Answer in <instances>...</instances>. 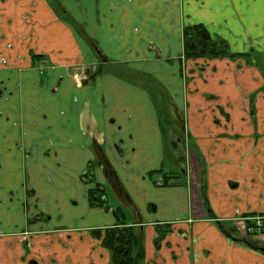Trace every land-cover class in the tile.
Instances as JSON below:
<instances>
[{"label": "crops", "instance_id": "crops-1", "mask_svg": "<svg viewBox=\"0 0 264 264\" xmlns=\"http://www.w3.org/2000/svg\"><path fill=\"white\" fill-rule=\"evenodd\" d=\"M55 1L58 6L51 0H0V61H6L0 62V87L14 92L10 111L0 107L1 121L7 113L9 125L3 123L11 128L0 138L1 161L5 170L16 154L19 169L26 151L25 225L28 232H39L28 238L29 260L110 264L102 243L116 217L112 209L90 206L87 191L95 184L82 182L89 165L104 160L132 202L127 224L142 226L146 264H264V255L228 238L215 222L264 214V140L258 147L247 141L245 150L229 138L203 142L207 193L191 181L196 176L201 181L200 159L192 161L196 175L186 170V181L176 183L164 169L160 102L149 89L152 83L140 82L154 78L183 105L182 73L194 62L183 59V31L192 25H204L214 40L246 61L264 60V0ZM89 67L90 79L78 85L74 72L83 74ZM209 148L217 156L209 157ZM241 153L247 155L244 162L238 160ZM154 173L160 181L152 180ZM94 179L108 187L104 166L95 167ZM242 184L245 191L254 190L252 196L233 195L231 190ZM42 214L51 216L49 223L29 224ZM158 225L173 230L160 248ZM0 226V234L13 235L0 237V264H20L15 222Z\"/></svg>", "mask_w": 264, "mask_h": 264}, {"label": "rangeland", "instance_id": "rangeland-1", "mask_svg": "<svg viewBox=\"0 0 264 264\" xmlns=\"http://www.w3.org/2000/svg\"><path fill=\"white\" fill-rule=\"evenodd\" d=\"M51 2L58 6L55 0H51ZM68 21L70 20L68 19ZM74 27L78 29L77 25ZM191 61H194L191 63V67H186L182 73L184 84L182 83L180 86L183 91V105L178 106L173 96L166 90V93L156 95L158 97L156 99L158 104L160 102L158 112L161 118L159 119L162 121V128L166 135V168L164 169L172 173V179L176 183H181L186 181V170H189L192 175H196L192 161L200 159L197 164L200 163L201 165V183L196 179L197 176L191 181L193 183L195 181L196 184L198 182L200 193L203 195L208 191L206 179L209 173V160L201 151V146H205L203 142L209 144L215 139L229 138L239 144V149L247 141L253 140L257 146L259 141L264 140V138L262 139L264 136H259V132L264 130V60L262 57H252V62L242 58ZM127 75L133 77L134 74L127 73ZM145 80L142 78L141 84H151ZM214 88H219V90L214 91ZM166 95L168 97H165ZM229 97H232L231 100H225ZM198 98H202L204 102L201 103L202 100L198 102ZM234 114H238V119L232 120ZM211 115H213L212 118ZM220 125L222 128L226 127V133H221L224 132L222 128L219 129L218 133L216 132V128L218 129ZM252 131L254 137L251 135ZM212 148H209L207 152L209 157L214 153ZM245 148L246 146L242 149L245 150ZM213 155L217 156L215 153ZM246 156L245 153H241L237 157L238 160L244 162ZM228 171L235 173L231 168ZM152 177L154 182L161 179V176L156 173ZM242 185L243 190L242 188L240 190L237 188L235 191L231 190L234 193L232 194L235 197H240V195L252 196L254 190L247 192L244 190L246 186ZM107 195L109 205L125 208L124 213L126 212L127 221L132 220L131 213L127 211L128 206L124 203V205L121 204L109 187L107 188ZM253 200L257 203L259 199ZM223 222L225 227H229L226 221Z\"/></svg>", "mask_w": 264, "mask_h": 264}, {"label": "trees", "instance_id": "trees-1", "mask_svg": "<svg viewBox=\"0 0 264 264\" xmlns=\"http://www.w3.org/2000/svg\"><path fill=\"white\" fill-rule=\"evenodd\" d=\"M64 18L71 21L70 16L65 13ZM183 37V59L185 61L197 59H237L243 57V55L241 54L231 53L228 45L225 42L221 40H214L210 32L202 24L185 27L183 31ZM99 73H101L100 69L96 71L95 75ZM138 77L140 78L141 76ZM149 82L152 83V89H149L153 96L166 93L165 88L161 84H159L158 81L154 80V78L151 77V81ZM165 97L168 96L166 95ZM97 165L104 166V170L106 172V175L108 176V181L109 183H111L110 185H112L116 192L121 195V197L126 201L127 204L132 203L128 195L125 193L118 178L110 168L109 164L104 160H99V162L97 163H91L87 172L82 177L86 184H95V187L88 191L90 206L99 209L104 208L105 210L112 209L109 206L107 200V190L105 186H102L95 182L94 169ZM168 178H170V176ZM113 214L116 217L117 224L114 227L106 229V233L103 238V246L108 249L111 254V264H145L146 254L143 229L127 224L123 208H115L113 210ZM250 216L253 217L254 214ZM215 222L218 228L224 233V235H226L233 241L239 242V237H237V230L233 226L232 222H226L229 227H225L223 221H219L216 219ZM262 226L264 228V221L262 222ZM250 227L255 228L256 224L254 222H251ZM263 228L261 227L262 232H264ZM172 232L173 230L170 225L156 226V247L160 248L161 243ZM257 232V229H254V234ZM242 241L246 243L247 240L244 239ZM247 243L249 245H252L250 242Z\"/></svg>", "mask_w": 264, "mask_h": 264}, {"label": "flooded vegetation", "instance_id": "flooded-vegetation-1", "mask_svg": "<svg viewBox=\"0 0 264 264\" xmlns=\"http://www.w3.org/2000/svg\"><path fill=\"white\" fill-rule=\"evenodd\" d=\"M36 57L37 56H34L35 59H36ZM0 62H1V64L6 65V61L4 59L1 60ZM41 68H42V70L44 69L43 64H41ZM87 69H88L87 71L83 70V72H82L83 74L74 72L73 77H74V79L78 85H82V82L85 79L86 80L90 79V74L92 73L91 72L92 68L89 67ZM80 75H82V77ZM17 87H18L17 89H20L21 86L19 87L17 85ZM6 93L8 94V97L4 96ZM12 93H14V92L10 91V89L8 88L7 85L3 86V88L0 87V100H5L4 101L5 103L0 104V107L4 111H7V110L10 111V109H8L9 103H10L9 97L12 96ZM1 115L2 114H0V117H1ZM4 116H5L4 120L1 121V119H0V138L3 137V135H4L3 133H5L7 130L8 131H9V129L11 130L10 126H8L9 124L7 121V119L10 120V117H9V115L7 116V113H4ZM3 122H7L8 125H5ZM19 149H21V148H19ZM2 156H4V152L0 151V225L5 223V222H7V224L15 222V228H17L19 231L14 234V236H15L14 238L17 240H20L21 247L23 250V255L19 256V258H18V261L20 262V264H38L37 260L30 261L28 256H27V254L30 252V250L28 249V243H27L28 238L32 237L34 234H38L39 232H30V231L28 232L26 230V225H25L26 224V200H25L26 199V175H25L26 174V162H25L26 161V151L22 152V158L19 161V162H21L19 169H17L15 166L18 163V158H17L16 154L13 155L9 159V161H10L9 168H6L5 170H4L5 167L1 161ZM16 158H17V160H16ZM7 171H8V173H6ZM19 174H21L20 179H18L16 177V175H19ZM14 176L16 178H14ZM82 182L86 183V182H84L83 179H82ZM108 183H109V181H108ZM110 184L111 183H109L108 187L111 188V190L113 189L115 194L119 196L120 203L121 204L124 203L127 205L126 201L121 197V195H119L116 192V190ZM108 187L105 186V188H108ZM107 200H108V197H107ZM117 208H121V207H117ZM124 209L125 208H123V211H124ZM113 210L114 209L112 208V211ZM125 218H126V216H125ZM257 218H261V223H262L264 221V214L262 215V214L254 213L253 217H251V216L246 217V218L240 217V218L235 219L232 222L233 226L237 230V234L239 235V236L237 235V237H239V239H238L239 242L238 241H234V242L245 245L248 248L254 250L255 252L264 255V253L259 250L261 247H264V245H263V243H264V232L261 231V228H260V231H258L259 228H258V225L256 222ZM50 219H51V216L42 214L39 216H34L32 218V220L29 221V224L34 223V222L37 223L38 221H41L43 223H49ZM238 221L245 222V224H247V226H249V227H250V223L254 222L256 224V227L253 229H257L258 232L255 234L251 233V234L245 235L244 233H242V231L236 225V222H238ZM28 227H29V225H28ZM0 228H1V226H0ZM140 228L142 229V226ZM262 228H263V226H262ZM41 233H43V231H41ZM105 233H106V230H105ZM11 236H13V235L7 234V233L6 234H0V237H2V238H4V237L10 238ZM240 238H242V239H240ZM244 239L247 240L246 243L244 241H242ZM247 242H250L252 245H249ZM110 256H111V254H110ZM15 260L17 261V259H15ZM145 260H146V255H145ZM110 264H111V260H110Z\"/></svg>", "mask_w": 264, "mask_h": 264}, {"label": "built area", "instance_id": "built-area-1", "mask_svg": "<svg viewBox=\"0 0 264 264\" xmlns=\"http://www.w3.org/2000/svg\"><path fill=\"white\" fill-rule=\"evenodd\" d=\"M256 222H257V225H258V228H259L258 231H260V228L262 227L261 218H257ZM236 225L239 227V229L245 235L254 233V229L250 228L249 226H247V224H245V222H243V221L236 222Z\"/></svg>", "mask_w": 264, "mask_h": 264}, {"label": "water", "instance_id": "water-1", "mask_svg": "<svg viewBox=\"0 0 264 264\" xmlns=\"http://www.w3.org/2000/svg\"><path fill=\"white\" fill-rule=\"evenodd\" d=\"M259 250L264 253V247H261Z\"/></svg>", "mask_w": 264, "mask_h": 264}]
</instances>
